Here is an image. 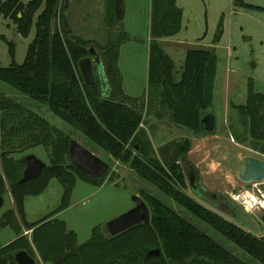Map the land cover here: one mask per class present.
Instances as JSON below:
<instances>
[{
  "label": "trees",
  "instance_id": "1",
  "mask_svg": "<svg viewBox=\"0 0 264 264\" xmlns=\"http://www.w3.org/2000/svg\"><path fill=\"white\" fill-rule=\"evenodd\" d=\"M233 4L262 9L243 0ZM113 10L114 6L108 8V14L113 16ZM0 13L13 20L17 33L24 37L33 24L35 27L21 64L14 61L10 43L12 61L8 66L0 65V81L18 94L45 104L71 127L70 131L62 130L16 97L0 92V195L9 191L14 204L2 213L0 230L9 227L15 234L10 242L0 243V264H15V254L20 250L33 258L36 251L47 264H264V237L225 217L223 214L231 216L234 212L222 200L223 214L186 193L182 161L190 164L187 154L191 140H170L154 149L148 131L141 126L144 95L132 98L122 90L117 68L120 42L110 37L100 45L75 35L67 23L64 0H0ZM181 20L182 8L176 0H150L146 107L153 101L151 96L158 98L173 123L201 136L205 135L200 127L201 112L212 109L218 58L214 49L188 48L176 78L174 61L163 51L159 38L177 34ZM222 32L219 23L213 43L219 41ZM92 45L103 63L107 92L99 82L86 85L78 70V60L88 55ZM231 106L240 117L247 118L241 122L252 140L250 147L264 154V94L249 90L245 104ZM79 135L102 150L110 164L117 161L128 166L138 179L209 226L229 246L200 230L144 187L137 193L149 208V223L136 224L115 236L97 226L87 241L77 243L76 233L53 216L69 206L77 180L100 186L116 179L110 167L102 177L94 178L71 162L69 141ZM39 145L49 152V163L37 178L19 183L24 155H13L26 150L29 154ZM54 178L62 186L60 204L42 218L28 221L25 197L42 193ZM261 221L264 224V209ZM24 230H30V235ZM153 248H159L160 255L146 256Z\"/></svg>",
  "mask_w": 264,
  "mask_h": 264
},
{
  "label": "rangeland",
  "instance_id": "2",
  "mask_svg": "<svg viewBox=\"0 0 264 264\" xmlns=\"http://www.w3.org/2000/svg\"><path fill=\"white\" fill-rule=\"evenodd\" d=\"M115 1L64 0L67 23L75 35L96 44L104 45L110 37L115 43L120 42L117 68L121 73L123 86L129 93L145 90L144 100L147 103L146 68L150 0H122L123 18L120 20L115 17V8L113 16L108 14V8L114 6ZM243 1L262 9L237 7L233 4L234 0H177V5L183 10L181 28L174 37L161 41L160 46L174 61L176 78L179 77L188 48L214 49L218 58L212 101L216 127L211 134L197 136L183 126L180 129H174L173 126L160 127L153 122V127L148 129V134H153L156 144L189 138L191 147L187 159L197 174L199 185L210 193H214L216 196L213 199L222 200L234 212V215L223 214L215 206L195 197L189 186L185 189L186 193L207 207L225 215L246 231L264 237V224L261 221L263 209L255 206L246 209L242 201L233 197L234 193H240L243 190L264 191V183L246 184L239 181L236 176L238 162L242 157L253 156L264 159L263 153L250 147L252 140L247 134L246 126L242 123L246 122V116L240 117L238 110L231 106V104H245L249 90L264 94V0ZM219 23L223 32L219 41L213 43ZM34 33L33 24L26 37L20 35L16 31L13 20L0 13V65L8 66L12 61L9 53L10 43L13 44L14 61L21 64ZM227 47L231 49L230 61L226 60ZM227 64H229L228 72L231 71L232 74L230 82L226 81ZM0 92L16 97L25 107L45 117L50 124L65 131L71 130V127L51 112L45 104L18 94L2 81H0ZM152 98L154 99V96H151L150 100ZM144 111L145 106L142 112ZM166 111L170 116V112ZM164 119L167 118L164 117ZM141 126L144 127V125ZM76 138L81 145L109 164L110 172L116 175L115 181L119 185L118 189L107 186L94 196H86L85 194L88 195V192L92 190L90 188L92 186H86L82 180L76 181V190L70 200L71 209L59 217L65 218L69 228L77 232L79 243L90 238L94 226L101 229L109 219L131 209L135 204L133 196L138 194L137 189L144 187L164 200L200 230L229 246L230 243L213 232L209 226L138 179L128 166L117 161L110 164L112 163L110 158L95 144L80 135ZM261 144L259 143L258 146ZM27 151L15 153L13 156L25 155ZM29 151L45 164L49 163V152L42 145L31 148ZM82 187L88 188L86 193ZM61 197L60 182L55 178L51 179L42 193L25 197L27 219L34 221L42 218L60 204ZM7 208L8 200L5 199L0 207V214ZM36 261L35 264H38V260Z\"/></svg>",
  "mask_w": 264,
  "mask_h": 264
},
{
  "label": "water",
  "instance_id": "3",
  "mask_svg": "<svg viewBox=\"0 0 264 264\" xmlns=\"http://www.w3.org/2000/svg\"><path fill=\"white\" fill-rule=\"evenodd\" d=\"M114 8L116 19H122V0H116ZM77 66L86 85H93L96 82H99L103 91L107 92V82L103 63L99 52L93 45L88 47V55L78 60ZM200 127L202 133L211 134L214 132L216 120L211 108L201 112ZM68 154L71 162L91 177L100 178L109 169V164L106 161L85 148L75 138H72L69 141ZM21 159L25 164V168L23 170L22 177L18 181L19 183L37 178L41 174L42 169L45 167V163L33 153L26 154ZM182 165L189 189L192 191L195 197L202 199L203 201L221 210L223 204L220 201H215L213 199V197L216 196L214 193H210L206 188L199 185L197 174L192 166L186 161H182ZM236 176L237 179L242 183H264V159L253 156L242 157L238 162ZM133 199L135 204L131 209L109 219L103 225V230L106 234L115 236L136 224H147L150 222V211L146 202L140 197L139 194H135ZM3 200V196L0 195V207L3 204ZM159 255V248H153L146 253V256ZM15 259V264L35 263L34 258L24 250L16 252Z\"/></svg>",
  "mask_w": 264,
  "mask_h": 264
},
{
  "label": "crops",
  "instance_id": "4",
  "mask_svg": "<svg viewBox=\"0 0 264 264\" xmlns=\"http://www.w3.org/2000/svg\"><path fill=\"white\" fill-rule=\"evenodd\" d=\"M176 2H177V0H176ZM182 17H183V10H182ZM182 21V20H181ZM149 24H150V17H149ZM149 28V27H148ZM175 36V35H174ZM174 36H172V37H174ZM172 37H167V38H172ZM148 39H149V29H148ZM166 38H159V43L161 42V41H163V40H165ZM230 52H231V49L230 48H228L227 47V51H226V60H228V61H230ZM147 57H148V52H147ZM228 65L229 64H227V73H226V81L227 82H230V78L232 77V74H231V71L230 72H228V70H229V68H228ZM147 67H148V58H147ZM231 76V77H230ZM146 82H147V68H146ZM148 85V84H147ZM122 90H123V92H124V94H126V95H128V96H130V97H132V98H139V97H141V96H143L144 95V92H145V90H144V92H139V93H129V92H127L126 91V89L124 88V86H123V81H122ZM145 101V100H144ZM149 108V109H148ZM148 109V110H147ZM150 111V112H149ZM212 111H213V113H214V115H215V110H214V108H213V106H212ZM152 113V114H151ZM164 117H166L167 119H164ZM143 119H144V122L143 123H141L142 125H144V127H145V129L148 131V129H152V124H153V122H154V124L155 123H157L160 127H172V128H174V129H180V128H182V126H180V125H176L175 123H173V121L171 120V117L167 114V111H166V109H164L162 106H160L159 105V103H158V98H154L153 99V101H152V105H150V107H146V102H145V111H144V113H143ZM145 119H146V121H145ZM155 119H156V121H155ZM146 125V126H145ZM183 130V129H182ZM150 136V139H151V141H152V144H153V147H154V149H157L159 146H161L162 144H164L165 143V141L164 142H159V143H155L154 142V136H153V134H149ZM169 141V140H168ZM167 142V141H166ZM40 146V145H39ZM36 147H38V146H36ZM33 149V148H32ZM30 153H31V151H30ZM35 155V154H34ZM0 174H2V168H1V163H0ZM82 182H84V181H82ZM116 182V181H115ZM114 182V183H115ZM114 183H110V182H107V181H105V182H103V184L102 185H100V186H94V185H92V184H89V183H87V182H84V184H86V186H92V187H90V188H92V190L90 191V192H88V195L87 194H85L86 196H94L95 194H97V193H99V192H101L102 190H104L107 186H111V188H116V189H118L119 187L118 186H116ZM88 184V185H87ZM76 185H77V182L75 183V186H74V188H73V192H72V194L75 192V190H76ZM83 188V187H82ZM87 189L88 188H83V191L86 193V191H87ZM7 190H8V184H7ZM3 198H4V200L5 199H7L8 200V208L7 209H9V208H14V204H13V199H12V197H11V195H10V192L9 191H7V193L3 196ZM72 198V197H71ZM4 200H3V203H4ZM71 206H72V202L70 201V204H69V206L68 207H66V208H64L63 210H61L60 212H58L57 214H55L53 217H55V218H58V219H61V220H64L65 221V223H66V226H67V228L68 229H70V230H73V229H71V228H69V226H68V224H67V221L65 220V218H60L59 216L60 215H62V214H65L66 212H68L70 209H71ZM6 209V210H7ZM24 209H25V203H24ZM6 210H4V211H6ZM3 211V212H4ZM2 212V213H3ZM2 213L0 214V217H1V215H2ZM25 216H26V219H27V213H26V209H25ZM28 220V219H27ZM28 221H30V220H28ZM34 221H36V220H34ZM32 222V221H31ZM94 227H97V226H94ZM93 227V228H94ZM92 228V229H93ZM27 230H24V233L25 234H27L28 236L30 235V230L28 231V232H26ZM75 233H76V235H77V232L75 231V230H73ZM92 233V232H91ZM78 236V235H77ZM91 237V236H90ZM15 238V234H14V232L13 231H11V229L9 228V227H4V228H2L1 230H0V243L1 244H6V243H8V242H10L11 240H13ZM77 243H79L78 242V239H77ZM35 251V250H34ZM34 260H35V263H37V261L36 260H38V264H47V263H44L42 260H41V258H40V256H39V254L35 251V256H34ZM34 263V264H35Z\"/></svg>",
  "mask_w": 264,
  "mask_h": 264
},
{
  "label": "bare ground",
  "instance_id": "5",
  "mask_svg": "<svg viewBox=\"0 0 264 264\" xmlns=\"http://www.w3.org/2000/svg\"><path fill=\"white\" fill-rule=\"evenodd\" d=\"M256 184L257 183H253V185ZM233 197L239 201H242L241 203H243L246 209H250L252 206H255V204L261 203L258 197L252 191L248 190H243L242 192L236 194L234 193Z\"/></svg>",
  "mask_w": 264,
  "mask_h": 264
},
{
  "label": "built area",
  "instance_id": "6",
  "mask_svg": "<svg viewBox=\"0 0 264 264\" xmlns=\"http://www.w3.org/2000/svg\"><path fill=\"white\" fill-rule=\"evenodd\" d=\"M142 125V124H141ZM252 192L258 197V199L261 201V203H259V204H255V206L256 207H258V208H260V209H264V191H260V190H258V191H254V190H252ZM235 199V198H234ZM237 200V199H236ZM243 204V203H242ZM252 207H254V206H252ZM251 207V208H252ZM26 232H28V231H26Z\"/></svg>",
  "mask_w": 264,
  "mask_h": 264
}]
</instances>
